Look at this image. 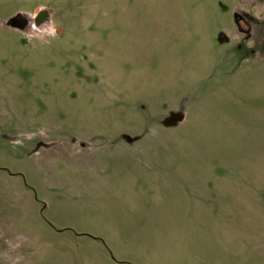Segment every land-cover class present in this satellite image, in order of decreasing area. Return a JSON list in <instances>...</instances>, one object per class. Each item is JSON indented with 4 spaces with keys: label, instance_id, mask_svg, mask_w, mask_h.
<instances>
[{
    "label": "rangeland",
    "instance_id": "rangeland-1",
    "mask_svg": "<svg viewBox=\"0 0 264 264\" xmlns=\"http://www.w3.org/2000/svg\"><path fill=\"white\" fill-rule=\"evenodd\" d=\"M139 221L154 264H264V0H0V264Z\"/></svg>",
    "mask_w": 264,
    "mask_h": 264
},
{
    "label": "crops",
    "instance_id": "crops-1",
    "mask_svg": "<svg viewBox=\"0 0 264 264\" xmlns=\"http://www.w3.org/2000/svg\"><path fill=\"white\" fill-rule=\"evenodd\" d=\"M181 193L185 194V191H177L172 196H179ZM154 199L155 204H158L163 199V201L166 202H168V200L174 201V199L171 197H166V199L160 198V200L157 198ZM174 211L175 210H173V212ZM177 211L180 212L181 209L178 208ZM153 225H155V223L152 221H145L143 223L141 221L135 222L134 227L130 230L131 232L129 233L130 236L128 240L126 239L125 241H121L123 248L120 249V251L119 248L111 247L106 241L109 253H112L113 249L118 254L116 256L114 253H112L114 257L109 258V261L112 262L111 264H154L152 260L158 256L165 257L166 259L172 257L174 253L171 251V249H173L178 243L176 240L177 235L175 233L176 225H174L172 230L173 234L170 236L164 235L165 243L163 245H158L159 243H163V241L159 239L162 238V234H159L157 230L155 231L156 227ZM80 234L86 236L87 233ZM169 242L170 245H168ZM124 245H126L128 249H124ZM127 251L129 252L128 254Z\"/></svg>",
    "mask_w": 264,
    "mask_h": 264
}]
</instances>
